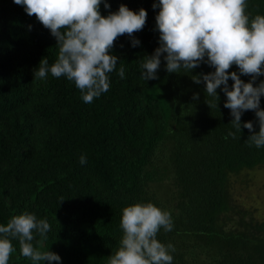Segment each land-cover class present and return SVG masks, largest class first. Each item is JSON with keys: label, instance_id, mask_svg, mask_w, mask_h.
I'll use <instances>...</instances> for the list:
<instances>
[{"label": "trees", "instance_id": "16d2710c", "mask_svg": "<svg viewBox=\"0 0 264 264\" xmlns=\"http://www.w3.org/2000/svg\"><path fill=\"white\" fill-rule=\"evenodd\" d=\"M107 3L102 15L124 4L145 9L146 24L133 34L138 46L116 39L110 88L86 104L66 77H34L41 59H57L56 39L22 6L0 0V225L34 214L50 225L41 250L58 254L59 264H108L123 235L122 209L151 202L171 214L172 231L161 228L157 239L174 246L172 264H264V220L231 189L233 174L264 165V147L249 146L243 128L251 121L259 130L255 112L242 114L237 131L223 91L217 100L193 82L214 71L206 63L170 74L162 55L158 79H143V59L159 47L158 0ZM247 5L250 17L264 15V0ZM229 71L239 75L235 65ZM40 239L34 233V247ZM11 243L8 264H33L18 239Z\"/></svg>", "mask_w": 264, "mask_h": 264}, {"label": "clouds", "instance_id": "9594fccd", "mask_svg": "<svg viewBox=\"0 0 264 264\" xmlns=\"http://www.w3.org/2000/svg\"><path fill=\"white\" fill-rule=\"evenodd\" d=\"M24 8L28 16L35 18L50 31L56 39L58 57L51 66L47 59H41L33 73L43 80L50 73L52 77H66L80 90L86 104L99 98L110 88L109 74L117 66L118 57L111 54L114 42L120 36L132 37L131 46L140 41L133 34L141 31L147 12H138L121 4L118 11L104 16L100 12L107 0H13ZM247 0H158L153 8H159L155 17L159 32V47L151 55H145L142 62V78L146 81L158 79L161 56L166 61L168 73H179L181 69L191 72L206 63L214 68L207 74L201 73L194 83L205 85V92L217 100V89L226 96L224 107L230 109L231 124L241 132V116L245 111H254L258 131L251 121L243 128L251 133L249 146L264 147V109L260 107L264 96V80L255 85L258 77L264 75V15L253 17L247 12ZM166 54V55H164ZM235 65L237 72L229 70ZM118 75L124 78V68ZM249 76L248 82L240 76ZM233 81L229 87L228 81ZM193 99H198L194 94ZM230 136L235 138L234 133ZM86 157H80L81 165ZM170 212L162 210L151 202L136 203L122 209L120 227L123 235L118 249L111 254L108 264H172L174 246H165L157 239L161 228L173 229ZM50 225L46 219H37L34 214L24 212L13 215L6 225H0V264H8L14 252L11 239H18L20 253L33 264L47 262L59 264L61 257L50 250L42 251ZM34 233L41 238L39 247H34Z\"/></svg>", "mask_w": 264, "mask_h": 264}, {"label": "rangeland", "instance_id": "374dc122", "mask_svg": "<svg viewBox=\"0 0 264 264\" xmlns=\"http://www.w3.org/2000/svg\"><path fill=\"white\" fill-rule=\"evenodd\" d=\"M232 194L245 207L256 210L264 220V165L244 169L231 176Z\"/></svg>", "mask_w": 264, "mask_h": 264}]
</instances>
